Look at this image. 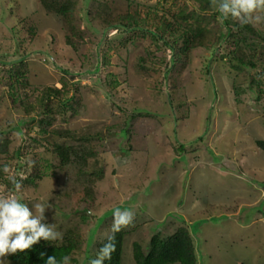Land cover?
Returning a JSON list of instances; mask_svg holds the SVG:
<instances>
[{"label":"rangeland","instance_id":"1","mask_svg":"<svg viewBox=\"0 0 264 264\" xmlns=\"http://www.w3.org/2000/svg\"><path fill=\"white\" fill-rule=\"evenodd\" d=\"M72 1L76 9L69 24L47 13L38 0H15L12 12L7 0H0V37H6L5 41L0 39V45L6 46L8 52L3 58L28 54L23 62L27 64L29 89L34 90L29 102L36 103L45 87H59V81L65 78L63 70L67 69L70 82L78 84L80 96L77 95L75 101L79 103L75 104L76 113L68 111L64 114L66 119L57 118L56 130L71 131L70 136L74 137L81 132L105 135L106 125L122 124L124 117L117 107L128 112L135 106L148 107L159 114L160 123L166 128L152 131L146 137L147 142L141 141L152 152L136 149V143L131 141L135 150L120 153L122 145L118 147V144L124 139L121 131L102 142L113 159L109 158L105 165L99 159L95 167L92 165L96 168L92 203L89 198L80 200L79 196H74L88 185L87 178L77 173L79 166L59 167L55 156L50 158L53 176L45 177L36 188H26L19 194L9 187V179L15 174V161L10 160L15 149L22 148V152H26L35 148L43 152L50 146L48 142L54 143L57 139L61 143H79L74 137L63 139L59 134L48 135L33 148V129L26 137L10 132L6 136L11 139L7 154L10 165H4L9 172L5 173L2 168L0 196L15 194L34 214L35 203L51 205L45 212L44 223L55 224L56 230L62 233V239L57 241L64 242L69 232L75 238L77 248L70 264H90L104 242L103 237L117 208L135 213L133 224L125 228L121 264H135L134 242L147 247L153 235L171 236L180 226H186L192 235L198 264H264V152L255 144L257 139H264V75L236 69L225 60L216 72L213 68L217 79L215 86L209 85L204 65L210 51L196 52L186 85L189 103L179 110L185 117L178 119L180 113L175 107L178 105L167 101L164 92H159L160 73L150 70L146 76L137 69L139 74H136V69L131 67L134 54H127L128 50L119 46L118 40H113L116 31L108 34L110 45L107 42L98 44L100 34L93 27L101 25L100 21L90 22L97 2H92L89 17L86 0ZM115 1H118L117 11H122L119 7L138 10L142 17L148 15L157 22L163 17L166 22L170 21L167 11L176 2ZM2 3L7 7L6 17L2 16ZM220 22L219 17L204 12L200 26L214 38ZM189 25L194 27L197 23L191 21ZM249 25L264 29V23ZM17 36L24 39L18 48L14 41ZM138 36L134 41L153 51L157 60L166 56L164 50L154 51L146 35ZM67 37L76 44L75 49L67 43ZM247 42L252 43L251 40ZM16 49L18 53L14 54ZM134 50L142 52L141 48ZM6 68L0 67V77L6 75ZM126 68V75L136 80L134 88L128 81V84L110 89L106 81L115 78L124 81ZM252 79L259 83L251 84ZM4 86L0 83V128L11 130L18 119L23 118L18 111L11 110V105L1 95L6 89ZM252 86L261 87L263 91L256 95ZM72 90L73 87L69 95ZM145 119L148 118L142 117ZM155 120L147 123L153 124ZM85 210H89L88 217L84 216ZM2 259L3 264H10L5 257Z\"/></svg>","mask_w":264,"mask_h":264},{"label":"trees","instance_id":"2","mask_svg":"<svg viewBox=\"0 0 264 264\" xmlns=\"http://www.w3.org/2000/svg\"><path fill=\"white\" fill-rule=\"evenodd\" d=\"M175 1V4L167 11L170 15V21L168 22L165 21L164 17L160 22L154 21L148 15L142 17L137 12L138 10L132 11L131 9L119 7L122 11H117L118 1L115 0H86V4L89 6L87 15L90 17V6L92 2H97L90 22L93 23L91 21L93 19H99L100 21L101 25L93 27L94 31L100 34L98 44L107 42L110 45L111 40H107L108 34L116 31L113 40H118L119 46H124L123 48L128 50L127 54H134L135 61H133L131 67L136 69V74L138 73L137 69H140L146 76L149 75L147 73L150 70L160 73L159 92H164L167 101H172L178 105L175 107L178 109L177 113H180V116L177 115L178 119H180L183 115L179 111L180 108L185 107L189 103L186 85L194 54L207 49L210 51V56L206 57L204 68L208 75L209 85L212 84V86H215L214 82L217 79L216 74L213 73V68L216 72L220 65L225 63V60L236 69L255 71L259 75H264V29L254 28L249 24L242 26L230 17H223L210 7V0ZM38 2L47 13L57 15L70 24V19H72L76 9L75 2L72 0H38ZM2 4L4 10L2 16L6 17L8 15L7 7L4 6V3ZM7 5L12 12L15 8V0H7ZM204 12H211L213 17L221 19L220 29L214 32V38L209 36L210 33L204 27L200 26L201 15ZM203 19L206 20L205 17ZM191 21L197 23V25L194 27L189 25ZM20 22L21 20L17 24ZM9 29L11 31L14 30V28ZM138 34L146 35L155 47L154 51L164 50L166 51V56L162 57L160 61L157 60V57L152 54L153 51L150 52L144 49L145 47H142L141 43L137 44L134 41V39L139 38ZM0 39L6 40V37L3 35ZM66 39L67 43L75 49L76 44L73 40L70 37ZM23 40V38L17 36V39L14 40L17 48L21 47ZM247 40H251L252 43L247 42ZM225 44H227L226 47H224ZM128 45L130 46L126 47ZM5 47L0 45V67L9 68H6V75L0 77L1 85L3 86L4 84V87H6L1 95L9 102L11 110L18 111L23 118L18 119L17 124L10 128L11 130L0 128V182L4 165H10V160L15 161L16 165L13 166L15 174L14 177L9 179L8 183V186L12 187V189L14 188L12 179L19 180L23 184V189L21 190L23 191L26 188H36L47 176L52 177L54 167L50 158L55 156L58 159L59 167L70 164L79 166L77 173L81 177L87 178L88 185L85 186L81 193L77 192L74 196H79L78 199L80 200L89 198L92 203L94 200L92 187L93 183H95L93 180L94 176H96V168L94 169V167L99 159H101L103 165L109 162V158L110 161L113 159L111 152L107 150L102 142L114 138L121 131L124 134V139L122 144H118V147L122 145L120 153L131 152L135 148L148 152L151 150L147 148V144L143 146L141 141L147 142L146 137L152 134V131L166 128L163 127L162 122L160 123L161 117L159 114L151 111L148 107L135 106L128 112L121 107H117L116 109L124 117L122 124L112 122L106 125L107 133L105 135H101L100 132L94 134L81 132L74 137L70 136L71 131H64L63 129L61 132L56 130L55 122H57V118L66 119L64 114L68 111L72 112V114L77 112L75 104L79 103V100L75 101V99H77V95L80 96L78 84L70 82V78L67 77L69 71L64 69L63 77L65 78L59 81V87L47 86L40 97L37 96L36 103L29 102L34 95V90L29 89L31 84L29 75L26 74L25 65L27 64L23 62L28 54L22 53L18 54V56L13 55L10 59H4L3 55L8 53ZM139 48H141L142 52L135 53L134 49ZM246 48L248 49L246 50ZM13 53L17 54L18 50L16 49V52ZM129 58L130 56L128 55ZM258 70L260 72H257ZM126 72L127 68L123 74L126 75ZM123 74L121 76H124ZM126 76L127 78L124 81L119 82L115 78L106 81V85H109L110 89H114L118 84H128V81H130L128 85L133 86L136 83V80L133 79L134 77L129 76V74ZM94 82L99 83L97 80ZM256 83L259 82L252 79L251 84ZM72 87V94L69 95V89ZM216 90L220 91L218 87ZM251 90L256 95L263 91L261 87L255 88V86H252ZM142 117L148 119L142 120ZM155 118V123H147ZM139 120L141 121L139 122ZM24 129L28 131L24 132ZM32 129L35 131V134L31 135V140L34 142L33 148L39 146L41 144L39 143L40 140L48 135L58 136L59 134V137H63V139H73L74 137L77 140L76 142L79 143L78 145L61 143L57 139L54 143L48 142L50 148H45L43 152L36 151L35 148L34 151L31 149L22 152V148H17L13 152L14 157L9 158L10 160L7 159V154L11 148V139L6 136L10 132H17L19 135L26 137L30 135ZM161 134L167 136L166 133ZM131 141L136 143L135 148ZM255 144L261 152H264V139H257ZM175 150L179 149L175 148ZM3 160L5 162L1 164ZM111 163L113 164V162ZM22 172L26 175L25 177ZM99 172L100 174L103 172V167L100 168ZM84 213H86L84 216L88 217L89 210H85ZM71 233L69 232V235L64 237V242L44 241L42 239L29 250L7 255L5 257L6 261L10 264H46L49 256L56 255L58 261L63 256L72 258V254L77 247L75 238ZM125 236V228L116 234V251L112 254L111 260L105 261V264L122 263ZM101 246L102 244H100L98 249ZM132 247L135 264H198L192 235L186 226L177 227L171 236L164 237L159 233L153 235L147 247L139 242H134Z\"/></svg>","mask_w":264,"mask_h":264},{"label":"clouds","instance_id":"3","mask_svg":"<svg viewBox=\"0 0 264 264\" xmlns=\"http://www.w3.org/2000/svg\"><path fill=\"white\" fill-rule=\"evenodd\" d=\"M210 7L225 18H231L242 26L246 24L264 23V0H210ZM5 173L9 172L7 166ZM15 192L23 189L19 180L12 179ZM43 203H35V214L28 204L22 203L15 194L0 196V264L9 254H16L32 248L33 245L44 241H57L62 239V233L57 231L55 224H46L45 212L51 208ZM135 213L130 210L115 209L112 224L106 230L102 246L98 249L95 258L90 264H105L111 260L116 251V234L133 224ZM44 255V254H42ZM71 258L63 256L57 260L55 256L47 257L46 264H70Z\"/></svg>","mask_w":264,"mask_h":264}]
</instances>
